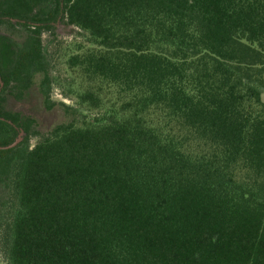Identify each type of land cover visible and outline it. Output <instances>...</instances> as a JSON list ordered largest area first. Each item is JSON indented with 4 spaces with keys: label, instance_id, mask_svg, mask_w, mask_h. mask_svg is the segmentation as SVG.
<instances>
[{
    "label": "trees",
    "instance_id": "obj_1",
    "mask_svg": "<svg viewBox=\"0 0 264 264\" xmlns=\"http://www.w3.org/2000/svg\"><path fill=\"white\" fill-rule=\"evenodd\" d=\"M58 23L80 114L41 133L15 108L66 106ZM0 29L6 264H264V0H0Z\"/></svg>",
    "mask_w": 264,
    "mask_h": 264
},
{
    "label": "rangeland",
    "instance_id": "obj_2",
    "mask_svg": "<svg viewBox=\"0 0 264 264\" xmlns=\"http://www.w3.org/2000/svg\"><path fill=\"white\" fill-rule=\"evenodd\" d=\"M4 30L0 29V33ZM20 39V38H18ZM82 37L79 34V30L67 26L63 23H58L53 33L46 32L43 35V41L46 50L53 56V76L61 83L62 87H55L52 94V99L56 102H63L66 106L56 105L52 109L48 110L45 105L41 104L39 94L36 90L32 92L27 98V101L18 105L15 109L21 111L23 114L31 115L34 117L38 124V130L41 133H48L53 127L60 123L70 121L74 116L79 115L77 104L71 98H66L64 92H66V66L65 56L67 55V48L74 44L76 41H80ZM24 135V134H23ZM23 137V136H22ZM38 137L32 139V144H35ZM0 264H6L5 255L0 250Z\"/></svg>",
    "mask_w": 264,
    "mask_h": 264
},
{
    "label": "water",
    "instance_id": "obj_3",
    "mask_svg": "<svg viewBox=\"0 0 264 264\" xmlns=\"http://www.w3.org/2000/svg\"><path fill=\"white\" fill-rule=\"evenodd\" d=\"M22 136H23V132H21L18 136V138L16 139V141L8 146H5V147H0V150L1 149H11V148H14L16 147L22 140Z\"/></svg>",
    "mask_w": 264,
    "mask_h": 264
}]
</instances>
